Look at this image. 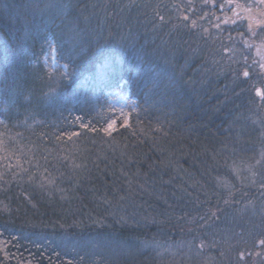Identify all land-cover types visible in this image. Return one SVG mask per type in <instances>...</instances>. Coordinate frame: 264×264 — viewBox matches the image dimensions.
I'll return each mask as SVG.
<instances>
[{"label": "trees", "instance_id": "obj_1", "mask_svg": "<svg viewBox=\"0 0 264 264\" xmlns=\"http://www.w3.org/2000/svg\"><path fill=\"white\" fill-rule=\"evenodd\" d=\"M0 264H264V0H0Z\"/></svg>", "mask_w": 264, "mask_h": 264}, {"label": "snow or ice", "instance_id": "obj_2", "mask_svg": "<svg viewBox=\"0 0 264 264\" xmlns=\"http://www.w3.org/2000/svg\"><path fill=\"white\" fill-rule=\"evenodd\" d=\"M245 75H247V73H245ZM111 127V126H110Z\"/></svg>", "mask_w": 264, "mask_h": 264}, {"label": "rangeland", "instance_id": "obj_3", "mask_svg": "<svg viewBox=\"0 0 264 264\" xmlns=\"http://www.w3.org/2000/svg\"><path fill=\"white\" fill-rule=\"evenodd\" d=\"M121 98V97H120Z\"/></svg>", "mask_w": 264, "mask_h": 264}]
</instances>
